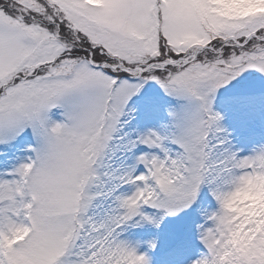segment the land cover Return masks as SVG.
I'll return each instance as SVG.
<instances>
[{
	"label": "snow or ice",
	"instance_id": "6c2138e0",
	"mask_svg": "<svg viewBox=\"0 0 264 264\" xmlns=\"http://www.w3.org/2000/svg\"><path fill=\"white\" fill-rule=\"evenodd\" d=\"M0 264H264V0H0Z\"/></svg>",
	"mask_w": 264,
	"mask_h": 264
}]
</instances>
